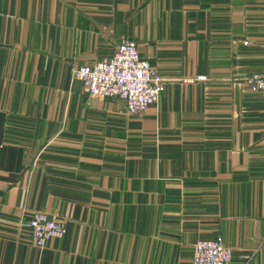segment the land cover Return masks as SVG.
I'll use <instances>...</instances> for the list:
<instances>
[{
	"label": "crops",
	"instance_id": "obj_1",
	"mask_svg": "<svg viewBox=\"0 0 264 264\" xmlns=\"http://www.w3.org/2000/svg\"><path fill=\"white\" fill-rule=\"evenodd\" d=\"M122 39L165 80L137 115L72 77ZM263 70L264 0H0V264H264Z\"/></svg>",
	"mask_w": 264,
	"mask_h": 264
},
{
	"label": "built area",
	"instance_id": "obj_2",
	"mask_svg": "<svg viewBox=\"0 0 264 264\" xmlns=\"http://www.w3.org/2000/svg\"><path fill=\"white\" fill-rule=\"evenodd\" d=\"M72 77L81 83L87 99L121 100L129 115L140 114L154 105L165 84L150 61L141 58L135 42L127 39L120 41L110 58L73 68ZM242 81L253 91H264V70L245 76ZM28 228L33 245L42 249L49 240L64 235L65 221L34 211ZM250 259V255L243 254L234 260L231 248L221 237L192 244L191 264H249Z\"/></svg>",
	"mask_w": 264,
	"mask_h": 264
}]
</instances>
